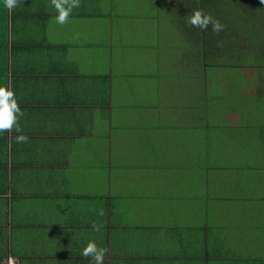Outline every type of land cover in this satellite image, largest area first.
<instances>
[{
  "label": "crops",
  "instance_id": "obj_1",
  "mask_svg": "<svg viewBox=\"0 0 264 264\" xmlns=\"http://www.w3.org/2000/svg\"><path fill=\"white\" fill-rule=\"evenodd\" d=\"M23 1L0 264H91L89 241L103 264H264L245 251L264 248V159L238 157L264 138L230 112L214 119L210 67L168 61L171 41L143 22L148 0H80L64 25L51 0Z\"/></svg>",
  "mask_w": 264,
  "mask_h": 264
},
{
  "label": "trees",
  "instance_id": "obj_2",
  "mask_svg": "<svg viewBox=\"0 0 264 264\" xmlns=\"http://www.w3.org/2000/svg\"><path fill=\"white\" fill-rule=\"evenodd\" d=\"M191 1L192 3L187 2V8L180 7L178 10L184 20V27L180 26V32L184 39L187 38L189 58H199L201 64L210 68L225 65V59L229 60L231 57L234 59L231 64H243L244 67L254 69L264 68V3L261 0ZM23 2L22 0L21 4L9 10L4 6L3 0H0V87L8 90L12 87L13 92V84L17 82L20 73L18 54L27 53L28 47V41L18 36V26L29 13ZM167 2L170 8L171 2ZM197 9H202L219 20L226 26L224 31L217 35L212 32L211 26L206 31L187 26V17ZM169 12L171 13V9ZM226 32L233 34L226 35ZM230 38L236 41L235 51H231V46L229 47V44H233L232 41L229 43ZM237 44L247 47L243 49L240 46V49Z\"/></svg>",
  "mask_w": 264,
  "mask_h": 264
},
{
  "label": "rangeland",
  "instance_id": "obj_3",
  "mask_svg": "<svg viewBox=\"0 0 264 264\" xmlns=\"http://www.w3.org/2000/svg\"><path fill=\"white\" fill-rule=\"evenodd\" d=\"M127 1L129 2V4H131L132 2V0ZM149 1L151 2L149 3ZM169 1L171 2L170 8L165 5V7L161 9L155 8L160 0H148L147 5L150 9H152V12H149L147 9L146 10L148 14H152V17H143L145 18L143 22L148 25L147 28L154 29V41H156L157 37L160 38L161 42H163L164 40L171 41V49L166 51V53H171V56L166 57L168 61L174 59L176 61H180V57L183 56V60H185L184 62L186 63V65H192L193 62L191 58L187 56V38L184 39L183 35L180 32V26L182 25L184 20L180 16V12L178 11L180 10V7L183 9L187 8V2L192 3V1ZM166 9H171V13H167L165 11ZM128 10H126L125 12H127ZM162 16L163 19L166 20L159 18ZM182 27L184 26L182 25ZM224 34L231 35L233 33L226 32ZM137 35H139V30H137L136 28L134 36L131 37V41H133L134 38H137ZM226 38L227 41L228 37ZM231 41L233 44H229V47L231 46V51H235L236 41L235 39L230 38L229 43ZM237 45L239 47L245 46L240 44ZM246 47L242 48L246 49ZM252 57L255 58L256 56ZM239 58L242 59L241 57ZM232 61H234L232 57L229 58V60L225 59V62H223L225 63V65L211 67L207 73L209 81H211V83L215 86V90L218 91V96L215 98L217 100L213 102L209 111L212 112L215 117L214 119L216 120H218V117H222V115L226 112H230V115H233L240 119V130L242 132H244L246 129H249V131L253 133V138H256L257 136H259V134H262L264 138V68L254 69L244 67L245 65L243 64H231L233 63ZM195 64H200L199 58L197 60L195 59ZM163 133L164 132L156 131L155 136L161 135ZM261 146L262 145L257 143L256 139V143H252L249 149L246 150V153H244L245 156L242 157L243 154L240 153L238 157H241L240 159H247V156H251L252 161L261 162L264 159V147L260 148ZM260 181L262 180H259V177L254 179V183L257 186H259ZM257 191L260 192V188ZM129 210L133 211L134 208L130 207ZM262 243L264 244V239H262ZM245 251L247 253L252 252L253 256H257L261 255V253L264 252V248L253 247L245 249Z\"/></svg>",
  "mask_w": 264,
  "mask_h": 264
},
{
  "label": "clouds",
  "instance_id": "obj_4",
  "mask_svg": "<svg viewBox=\"0 0 264 264\" xmlns=\"http://www.w3.org/2000/svg\"><path fill=\"white\" fill-rule=\"evenodd\" d=\"M4 6L9 10L14 9L18 4L22 3V0H3ZM52 5L58 12V16L55 17V23L64 25L68 23V18L74 8L80 7V0H51ZM264 3V0H261ZM189 27L198 28L202 31H206L211 26L214 34H219L224 31L225 25L219 20L213 18L211 14L205 13L202 9L193 11L185 21ZM23 116L13 91L7 88L0 87V133L11 132L13 129L17 133L22 132V128L19 126V117ZM27 137L24 135H18L16 137L17 143H26ZM103 215L101 211L99 213ZM101 225L96 222L92 223V229L96 232L101 230ZM107 253V249L100 248L96 245L95 241H89L87 246L82 251L84 258H91V264H103L104 257ZM11 260V258H10ZM14 264V261H12Z\"/></svg>",
  "mask_w": 264,
  "mask_h": 264
}]
</instances>
